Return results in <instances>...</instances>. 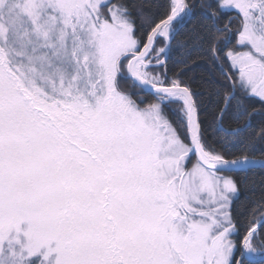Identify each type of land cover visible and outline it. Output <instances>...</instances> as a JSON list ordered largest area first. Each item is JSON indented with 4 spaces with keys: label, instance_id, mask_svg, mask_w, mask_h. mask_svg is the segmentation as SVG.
<instances>
[{
    "label": "snow or ice",
    "instance_id": "obj_1",
    "mask_svg": "<svg viewBox=\"0 0 264 264\" xmlns=\"http://www.w3.org/2000/svg\"><path fill=\"white\" fill-rule=\"evenodd\" d=\"M256 115L264 0H0V264H264Z\"/></svg>",
    "mask_w": 264,
    "mask_h": 264
},
{
    "label": "trees",
    "instance_id": "obj_2",
    "mask_svg": "<svg viewBox=\"0 0 264 264\" xmlns=\"http://www.w3.org/2000/svg\"><path fill=\"white\" fill-rule=\"evenodd\" d=\"M179 57H177L178 59ZM170 67L172 66L171 64L169 65ZM215 71V69L210 70L207 65V61H201L197 64H193L189 70L185 73L184 78L186 80H190L193 84V87H198L200 81L205 78L209 77L211 75V72ZM152 97L147 96L146 101H151ZM246 103L250 107H260V104L258 103V98H252ZM241 125L243 124V121L240 122ZM251 127L247 129V134H251L253 131H258V128L261 125H264V116L261 115H256L252 118L251 121ZM236 124L233 123V127H235ZM257 146H264V141L262 140H257L256 141ZM251 154V153H249ZM257 158H260V153H256ZM264 179V172H262L259 168H257L253 173L249 174L248 180L245 182L244 185L241 186V193L239 198L236 200L234 204L235 208V215L237 216L238 219L241 218L240 214L243 213L248 204H249V197L251 196L252 189H255L257 192L259 191L261 187V180Z\"/></svg>",
    "mask_w": 264,
    "mask_h": 264
}]
</instances>
